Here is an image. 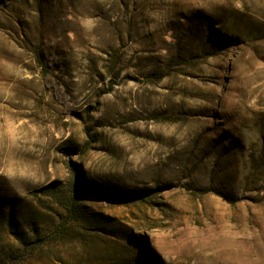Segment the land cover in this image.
Wrapping results in <instances>:
<instances>
[{
    "label": "rangeland",
    "instance_id": "1",
    "mask_svg": "<svg viewBox=\"0 0 264 264\" xmlns=\"http://www.w3.org/2000/svg\"><path fill=\"white\" fill-rule=\"evenodd\" d=\"M73 196L24 264H264V0H0V264Z\"/></svg>",
    "mask_w": 264,
    "mask_h": 264
},
{
    "label": "trees",
    "instance_id": "2",
    "mask_svg": "<svg viewBox=\"0 0 264 264\" xmlns=\"http://www.w3.org/2000/svg\"><path fill=\"white\" fill-rule=\"evenodd\" d=\"M44 77V80H46L47 88L52 90L53 95H61L60 91H58L59 89L54 85L52 79H47L49 78V76L47 75L46 71H44ZM72 171L77 174L76 169H72ZM97 189H100L98 190V193H96L99 196L114 194V190H108L107 187H97ZM84 190L89 189L85 188L84 186ZM126 195L122 194L123 197H127ZM79 196H81V192L79 193ZM78 204L79 203L76 196H73L71 199H68L66 203L63 204V212L58 213L56 224L54 225L52 231L46 237L42 239H34L32 241H26L21 237H16L15 239L17 244L19 245V248L14 250L10 254H7V257L4 259L2 264H24L34 254L36 249H38L41 245L51 241H55L57 239L66 238V236L70 234L72 226L76 225L80 221L83 222L84 218L82 215V207H80Z\"/></svg>",
    "mask_w": 264,
    "mask_h": 264
}]
</instances>
